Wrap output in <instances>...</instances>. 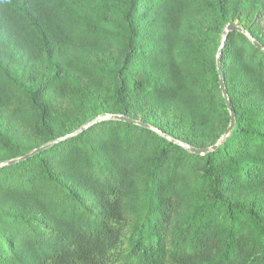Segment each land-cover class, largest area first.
<instances>
[{
    "label": "trees",
    "instance_id": "16d2710c",
    "mask_svg": "<svg viewBox=\"0 0 264 264\" xmlns=\"http://www.w3.org/2000/svg\"><path fill=\"white\" fill-rule=\"evenodd\" d=\"M234 126L218 83L216 52ZM264 0H0V264H264ZM156 128L159 132L151 129Z\"/></svg>",
    "mask_w": 264,
    "mask_h": 264
},
{
    "label": "water",
    "instance_id": "95a60500",
    "mask_svg": "<svg viewBox=\"0 0 264 264\" xmlns=\"http://www.w3.org/2000/svg\"><path fill=\"white\" fill-rule=\"evenodd\" d=\"M234 29L243 31V30H241V28H239L238 26L234 25L233 23H228V24H226L224 26V28L222 30V34H221V42H220V45H219V47L217 49V52H216V67H217V72H218V77H219L218 83H219V87H220L221 92H222V96L225 99V102H226V105H227V109L229 111V123H228V126H227L225 132L218 138V140L213 145H211L209 147H204V148H194V147H191V146H187L186 144H184L182 142L175 141L172 138L167 137L165 134L159 132L156 128L150 127L151 129L159 132L162 136H165L169 140H172V141L180 144L181 146L185 147L186 149H188L191 152L202 154V153L214 150L219 145V143L221 141H223V139H225V137L230 133V131L232 130V128L234 126V111L231 109L229 101L227 99V93H226L225 86H224V83H223V78H222V74H221V70H220V64H219V55L221 53L222 46L224 44L226 35H227L228 31L234 30ZM248 37L250 38V40L252 41V43L254 45H256L257 47H259L262 50H264V48L262 46H260L251 36L248 35ZM111 119L123 120V121H126V122H130V123L142 125V126H145V127H149L148 125H145V124H143V123H141L139 121L133 120V119H131V118L127 117V116H124V115L108 114V115L98 116V117L92 119L91 121H88L85 124L81 125L78 129H76L75 131H73L70 134H67V135H65V136H63L61 138L55 139L52 142H49V143H47L45 145H42V146H40V147H38V148H36V149L24 154L23 156L0 162V167L4 166V165H8V164H11V163H15V162L21 161V160H23V159H25L27 157H30V156L34 155L35 153L43 150L47 146H50V145H52L53 143H55V142H57L59 140H62V139H65L67 137H71L73 135L78 134L79 132L83 131L84 129H86L89 126L94 125L97 122H100V121H103V120H111Z\"/></svg>",
    "mask_w": 264,
    "mask_h": 264
}]
</instances>
